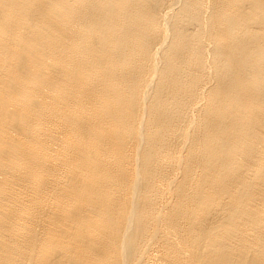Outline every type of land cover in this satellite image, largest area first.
<instances>
[{
  "label": "bare ground",
  "instance_id": "obj_1",
  "mask_svg": "<svg viewBox=\"0 0 264 264\" xmlns=\"http://www.w3.org/2000/svg\"><path fill=\"white\" fill-rule=\"evenodd\" d=\"M0 264H264V0H0Z\"/></svg>",
  "mask_w": 264,
  "mask_h": 264
}]
</instances>
